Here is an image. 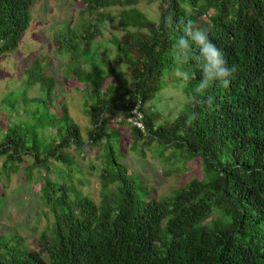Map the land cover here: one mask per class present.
<instances>
[{"label":"trees","instance_id":"1","mask_svg":"<svg viewBox=\"0 0 264 264\" xmlns=\"http://www.w3.org/2000/svg\"><path fill=\"white\" fill-rule=\"evenodd\" d=\"M73 1L89 15L77 44L99 36L104 20L124 32L112 40L114 63L125 66L130 82L124 89L104 88L107 76L120 74L93 62L89 72L82 67L70 72L90 87L86 140L65 105L60 116L48 107L43 113L25 109L20 124L8 127L0 142V177L9 179L30 157L25 179L39 184V200L51 220L38 236V249L21 236L0 233V264H264V0ZM141 1L159 2L157 21L135 8ZM34 2L0 0V56L17 49ZM112 7L121 10L104 13ZM165 16L173 18L171 28L162 23ZM188 20L208 29L228 64L237 66L227 88L217 81L203 93L195 91L202 78L195 44L193 57L182 65L193 78L185 82L175 74L173 48ZM173 80L182 83L186 103L173 119L157 125L149 104ZM30 82L46 85L50 94L52 82L33 75ZM209 95L212 110L189 99ZM138 101L145 130L130 124L133 149L147 139L157 143L161 163L177 157L201 160V178L169 197H152L104 138L106 116L128 120ZM192 113L196 118L187 123ZM101 142L107 166L96 202L76 188L73 171L87 146ZM57 164L66 173L52 177Z\"/></svg>","mask_w":264,"mask_h":264},{"label":"rangeland","instance_id":"2","mask_svg":"<svg viewBox=\"0 0 264 264\" xmlns=\"http://www.w3.org/2000/svg\"><path fill=\"white\" fill-rule=\"evenodd\" d=\"M82 8L73 0H35L30 25L17 49L0 56V142L9 126L20 124L24 117L21 111L43 113L48 107V112L53 110L60 116L62 105L67 107L86 140L91 129L86 112L90 105V87L79 83L70 72L83 70L81 67L89 72L93 69L92 62L104 71L113 67L120 74L107 76L104 88L113 85L124 89L128 86V71L124 65H115L116 50L112 44L113 38H121L124 32L104 20L98 26L99 36L77 44L76 38L83 32V24L89 21V15ZM135 8L153 21L159 18V2L141 1ZM120 10L121 7H112L104 13L116 15ZM57 39L61 47L58 49ZM31 75L52 82L50 94L47 86L42 89L39 82L29 86ZM185 103L182 83L173 80L155 94L149 105L156 113V124L160 125L173 119ZM106 119L104 138H109L116 157L126 165L128 172L144 181L152 197H169L189 180L201 178L199 157L185 162L177 157L161 163L155 141L142 140L135 150L130 122L119 114H108ZM19 133L16 130V135ZM2 160L0 157V166ZM30 161V157H25V163L19 165L18 171L10 174L9 179L0 177V233L21 236L31 249H38V236L50 224L51 216L39 200V184L25 179L24 167ZM77 162L79 168L73 171L76 188L98 202L100 174L107 166L104 144L88 145ZM65 171V167L57 164L50 176L65 175Z\"/></svg>","mask_w":264,"mask_h":264},{"label":"clouds","instance_id":"3","mask_svg":"<svg viewBox=\"0 0 264 264\" xmlns=\"http://www.w3.org/2000/svg\"><path fill=\"white\" fill-rule=\"evenodd\" d=\"M162 23L165 27L171 28L174 21L171 16H165L162 18ZM183 33L184 35L177 39L173 48V58L176 64L175 74L185 82L193 78L187 71L182 70V65L187 63L190 57H193L192 44H195L199 50V55L194 56V58L199 62L202 71L201 81L195 91L203 93L217 81L222 87L227 88L230 84V78L237 71V66L228 64L223 51L209 38V30L196 27L191 20H188L183 25ZM189 99L206 104L209 110H212L214 106V98L211 95L202 100L196 97ZM195 118L196 113H192L187 123H191Z\"/></svg>","mask_w":264,"mask_h":264},{"label":"built area","instance_id":"4","mask_svg":"<svg viewBox=\"0 0 264 264\" xmlns=\"http://www.w3.org/2000/svg\"><path fill=\"white\" fill-rule=\"evenodd\" d=\"M140 101H138L134 107V109L131 111V115L128 118V121L130 122V124L132 126H134L135 128H137L140 131H144V124H143V119H142V115L138 110V106H139Z\"/></svg>","mask_w":264,"mask_h":264}]
</instances>
